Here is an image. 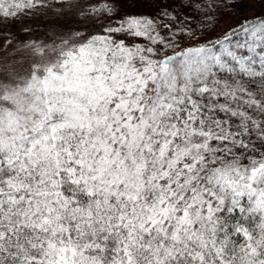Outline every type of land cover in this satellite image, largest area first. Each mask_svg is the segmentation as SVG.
Wrapping results in <instances>:
<instances>
[{
  "label": "snow or ice",
  "instance_id": "snow-or-ice-1",
  "mask_svg": "<svg viewBox=\"0 0 264 264\" xmlns=\"http://www.w3.org/2000/svg\"><path fill=\"white\" fill-rule=\"evenodd\" d=\"M0 264H264V0H0Z\"/></svg>",
  "mask_w": 264,
  "mask_h": 264
},
{
  "label": "rangeland",
  "instance_id": "rangeland-1",
  "mask_svg": "<svg viewBox=\"0 0 264 264\" xmlns=\"http://www.w3.org/2000/svg\"><path fill=\"white\" fill-rule=\"evenodd\" d=\"M259 8H260V6L259 5H257V7H256V11H259ZM142 11H150V9H141ZM249 15H251V14H253V13H248ZM224 25L225 26H227V25H229V24H232V23H235V21L234 20H232V19H229V18H226L225 20H224Z\"/></svg>",
  "mask_w": 264,
  "mask_h": 264
}]
</instances>
